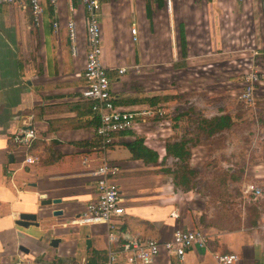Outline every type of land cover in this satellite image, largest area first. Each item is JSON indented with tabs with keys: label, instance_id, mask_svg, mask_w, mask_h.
Masks as SVG:
<instances>
[{
	"label": "crops",
	"instance_id": "1",
	"mask_svg": "<svg viewBox=\"0 0 264 264\" xmlns=\"http://www.w3.org/2000/svg\"><path fill=\"white\" fill-rule=\"evenodd\" d=\"M71 7L67 0L57 8L46 0L43 22L36 26L29 9L0 6V264L103 263L111 245L108 227L78 225L75 218L95 199L90 172L105 159L120 168L115 180L124 198L123 239L167 241L178 229H201L209 245L189 250L184 264H214L215 253L232 252L240 256L236 264H264L263 220L242 229L203 223V211L181 207L164 165L172 159L165 158L167 140H181L184 129H199L203 119L228 115L236 125L254 114L264 130V0H101L102 62L117 104L151 113L140 115L134 130L116 135L106 152L94 144L99 119L82 97L87 13L78 0ZM72 20L76 55L69 39ZM250 72L260 75L257 105L243 104V112L239 95ZM145 97L155 100L126 102ZM26 124L37 131L28 149L13 140ZM136 138L159 154L157 163L133 158L126 144ZM26 154L40 160L26 164ZM254 161L245 175L263 178L264 153ZM58 198L62 203L42 205ZM57 209L64 214L55 216ZM22 213L36 214L38 225H18ZM53 238L60 239L56 246ZM169 262L162 254L153 264Z\"/></svg>",
	"mask_w": 264,
	"mask_h": 264
},
{
	"label": "built area",
	"instance_id": "2",
	"mask_svg": "<svg viewBox=\"0 0 264 264\" xmlns=\"http://www.w3.org/2000/svg\"><path fill=\"white\" fill-rule=\"evenodd\" d=\"M46 0H0V6L19 5L22 9H29L36 26L43 22L44 3ZM52 7L57 8L59 0H48ZM73 10L76 0H67ZM85 6L87 13V60L83 77L86 82L82 90V97L92 102V108L97 114L99 124L96 128L100 145L99 150L108 151L115 143L116 135L134 130L140 115H150V111L128 110L116 103L112 83L108 70L102 62V30L98 20L101 9V0H78ZM241 1V0H238ZM55 26L57 23L54 24ZM69 39L72 42V53H78L77 31L75 21L68 23ZM134 40H137V29L132 30ZM127 68L119 69L123 74ZM260 83L258 72H250L246 76L243 91L239 95L246 107L254 108L257 104V87ZM37 137L36 129L30 124L19 127L13 135L15 143L29 148ZM40 160L36 155L26 154L24 162L35 164ZM87 163V159L85 160ZM120 168L105 159L90 172L95 177L97 195L90 201L85 211L75 218L78 225L102 224L108 227V238L111 245L108 247L107 258L101 264H153L165 253L170 257L169 264H184L189 250L207 248L209 236L201 229H178L173 237L167 241L157 239H143L140 237L123 239L120 236V225L125 214L124 198L120 186L115 180ZM245 195L251 199L263 196V188L256 183L245 186ZM214 264H236L240 260L237 253H215ZM16 264H28L18 261Z\"/></svg>",
	"mask_w": 264,
	"mask_h": 264
},
{
	"label": "rangeland",
	"instance_id": "3",
	"mask_svg": "<svg viewBox=\"0 0 264 264\" xmlns=\"http://www.w3.org/2000/svg\"><path fill=\"white\" fill-rule=\"evenodd\" d=\"M243 104L238 102L243 112H247ZM257 124H261V118L253 114L213 136L191 126L183 130L184 138L191 140L190 162L196 175L193 189L189 190L192 192L184 193L173 183L174 193L183 209L203 211L200 216L203 223L225 222L224 225L232 224L231 228L242 229L264 221V177L245 175L247 166L255 164L254 159L264 153V130ZM164 165L172 170L178 167L174 158ZM251 182L263 188V196L256 200L245 195V186ZM197 215L193 213L194 219Z\"/></svg>",
	"mask_w": 264,
	"mask_h": 264
},
{
	"label": "trees",
	"instance_id": "4",
	"mask_svg": "<svg viewBox=\"0 0 264 264\" xmlns=\"http://www.w3.org/2000/svg\"><path fill=\"white\" fill-rule=\"evenodd\" d=\"M181 45L183 56L185 57L187 45L183 28H181ZM154 100L155 98L145 97L140 99H128L126 102L130 104L137 102L153 103ZM119 102L120 101H118V103ZM231 126L230 117L228 115H222L212 119H203L199 125V129L203 130L208 136H213L221 133ZM144 142L145 140L143 138H136L134 141L127 143L126 146L132 152L133 158L142 159L146 163H157L159 161V154L146 146ZM94 144L99 146V139H97ZM191 145V140L186 138H182L181 140H167L165 145V158L172 157L176 159L178 166L175 170L168 168L165 169V171L173 174V182L175 187L181 188L184 191L193 189V178L196 175V171L189 163L192 156Z\"/></svg>",
	"mask_w": 264,
	"mask_h": 264
},
{
	"label": "water",
	"instance_id": "5",
	"mask_svg": "<svg viewBox=\"0 0 264 264\" xmlns=\"http://www.w3.org/2000/svg\"><path fill=\"white\" fill-rule=\"evenodd\" d=\"M45 196V195H44ZM43 198V197H42ZM62 203V199H44L42 200V205H52V204H60ZM64 214V210L62 209H57L54 211L55 216H60ZM18 225L24 226V227H29L31 225H38L37 222V215L34 213H22L20 215V219L17 221ZM60 242V239L58 238H53L52 240V246H56ZM90 244V242H89Z\"/></svg>",
	"mask_w": 264,
	"mask_h": 264
}]
</instances>
